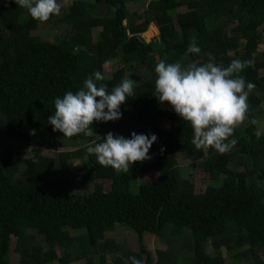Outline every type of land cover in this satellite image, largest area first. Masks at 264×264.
I'll return each mask as SVG.
<instances>
[{
    "label": "trees",
    "instance_id": "obj_1",
    "mask_svg": "<svg viewBox=\"0 0 264 264\" xmlns=\"http://www.w3.org/2000/svg\"><path fill=\"white\" fill-rule=\"evenodd\" d=\"M72 8L46 21L65 27V38L55 42L30 34L43 22L14 0L0 11V141H30L31 131L42 138L32 157L0 152V264H12L17 225L22 264H55L60 256L70 264L83 259L108 264L111 254L113 264H132L128 251L117 255L120 246L107 239L118 224L135 234L143 264H224L221 247L238 250L252 264H264V134L258 139L251 123L264 101L257 95L264 93V75L259 74L264 52L258 53L256 32L264 24V0H150L141 14L130 12L125 0H74ZM150 24L147 37L157 35L155 45L141 38ZM96 28H101L97 40ZM193 36L201 48L198 55L187 51ZM104 44L112 49L103 52ZM207 54L224 66L234 59L251 61L240 75L255 84L247 101L249 124L224 154L196 149L190 122L154 95L160 60L199 66L207 62ZM115 59L134 65L140 75L135 96L120 106L121 118L94 121L96 135L68 138L53 131L48 116L54 115L57 97L75 93L96 71L104 75L98 83L109 92L125 79L122 73L105 75V63ZM162 120L170 121L168 130L161 128ZM108 132L125 138L132 132L155 134L152 162H135L127 173L99 165L87 147L102 142ZM234 135L235 130L229 141ZM80 142L83 146L75 151H59ZM43 149L57 155H44ZM83 157L91 163L82 170L83 182L94 189L77 194L72 160ZM178 158L206 169L210 182L204 191L196 192L193 181L178 172ZM150 171L157 180L138 182L139 174ZM105 179L111 181L109 189ZM146 234L166 245L156 259L143 244ZM86 250L93 254L86 257Z\"/></svg>",
    "mask_w": 264,
    "mask_h": 264
},
{
    "label": "clouds",
    "instance_id": "obj_2",
    "mask_svg": "<svg viewBox=\"0 0 264 264\" xmlns=\"http://www.w3.org/2000/svg\"><path fill=\"white\" fill-rule=\"evenodd\" d=\"M14 2L40 22L48 21L61 11L58 0ZM187 51L197 55L201 53L195 36L191 38ZM207 55V62L199 66L191 63L183 67L179 61L166 63L160 60L155 66L154 95L159 102H167L184 121L190 122L194 133L192 144L196 149L214 148L224 154L237 143V140L229 141V138L235 128L248 118V95L255 84L240 75L251 61L234 59L224 66L218 64L212 54ZM104 79V75L96 71L84 80L78 91H68L62 98L55 99L54 115L48 116L53 131H59L68 138L80 133L92 135L94 121L121 118L120 106L127 98L135 96L134 80L125 78L109 92L106 84L98 83ZM251 123L260 124L255 118ZM262 134L264 132L260 128L255 132L258 139ZM156 140L155 134L132 132L131 138H125L108 132L102 142L88 146L87 152L96 156L99 165L127 173L135 162L150 159L149 149ZM130 259L132 264H143L134 256Z\"/></svg>",
    "mask_w": 264,
    "mask_h": 264
},
{
    "label": "rangeland",
    "instance_id": "obj_3",
    "mask_svg": "<svg viewBox=\"0 0 264 264\" xmlns=\"http://www.w3.org/2000/svg\"><path fill=\"white\" fill-rule=\"evenodd\" d=\"M74 0H58V3L61 4V11L60 14L57 16H62L66 13L72 12V4ZM150 0H125V4L127 6V9L130 12H137L142 13L143 10L147 7V4ZM5 7V0H0V11L3 10ZM179 11H183V9H179ZM55 20H51L49 22H43L40 24V27L37 31L30 32L31 35H37L43 37L45 40L55 42V41H61L66 36V31L64 26H56L54 24ZM139 22V20L137 21ZM155 24V23H152ZM148 26V31L144 34H142V37H144V40L148 44L155 45L159 42V38L157 35L151 37L148 39L147 34L151 30V25ZM158 29V28H157ZM101 31V28H96L93 31L94 39L97 40L98 33ZM258 34L259 39V46H258V53L264 52V24L260 26L256 30ZM101 49L103 52L109 51L112 49V46L110 44H104L101 46ZM157 56L153 55L152 60H156ZM122 73L125 78H129L134 80V82L137 80L140 75L138 74V71L136 67L126 65L120 62V59L111 60L104 65V73L107 76H110L112 73ZM260 76L264 75V68L259 71ZM258 96L264 97V93H257ZM255 119H257L260 124L255 125V131L260 128L262 132H264V128H261V125H264V101L260 104V108L258 109V112L255 113ZM249 121L245 120L243 123H241L239 126L235 128V134L234 137L231 138L237 140L239 137H241L244 134V129L248 126ZM161 128L168 130L170 128V121L168 120H162L160 123ZM32 134V140H13L6 138L3 141H0V152H6V151H16L20 157L22 158H28L32 157L34 155V152L37 148L41 146L42 138L38 135H35L33 131H31ZM92 135H96V132H93ZM84 142H80L78 146H68L60 148L59 151H75L77 148L83 146ZM43 154L47 156H56L57 154L55 152L49 151L47 149H43ZM150 156V159H146V163L150 164L152 162L151 154L148 153ZM179 168L178 172L183 175L186 178H189L193 181L195 186L196 192H202L208 185L209 177L206 172V169L201 167L200 165H193L190 166L189 162L187 160H182L181 158H178ZM90 161L88 157L83 158H75L72 160V170H71V177L73 180V192L77 194H84L87 192H91L94 189V185L85 184L82 179V170L85 167H88L90 165ZM233 166V165H232ZM238 170H241L242 168H237ZM145 180H151L155 181L157 180V174L155 172H147L144 174L138 175V182L145 181ZM104 183L106 189L110 188L111 181L110 180H102ZM137 185V183H136ZM260 185L264 187V182H260ZM24 226V225H22ZM20 225L15 227V231L12 236V251H11V262L12 264H22L21 262V255L19 252L16 251V244H17V232ZM31 233H33V230H29ZM107 239L114 241L118 246H120V251H117V255H121L123 251H128L129 258L128 261L132 262L130 257H136L137 259H140L143 261L145 260V257H142L138 255V245L136 243V236L135 234L130 231L129 229L125 228L124 226L118 224L117 230L114 232H109L107 234ZM39 244L43 243V238L38 236ZM143 244L146 246L148 251L152 254V257L156 259V255L158 251H164L166 249V245L160 241L158 238L146 234L143 238ZM220 253L222 254L225 263L224 264H252L251 259H249L248 256L240 255L238 250L230 249L227 247H221ZM183 251L182 253H184ZM208 252L213 253L211 246H208ZM93 254L92 250H86L85 256L88 257ZM115 260V254H111L107 257V263L113 264ZM55 264H70L67 263L64 257L60 256L58 261ZM73 264H86L85 259H83L80 262L73 263Z\"/></svg>",
    "mask_w": 264,
    "mask_h": 264
},
{
    "label": "water",
    "instance_id": "obj_4",
    "mask_svg": "<svg viewBox=\"0 0 264 264\" xmlns=\"http://www.w3.org/2000/svg\"><path fill=\"white\" fill-rule=\"evenodd\" d=\"M141 38L143 39V37L141 36Z\"/></svg>",
    "mask_w": 264,
    "mask_h": 264
}]
</instances>
